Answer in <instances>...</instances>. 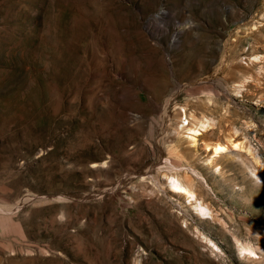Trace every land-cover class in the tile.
<instances>
[{"label": "rangeland", "instance_id": "obj_1", "mask_svg": "<svg viewBox=\"0 0 264 264\" xmlns=\"http://www.w3.org/2000/svg\"><path fill=\"white\" fill-rule=\"evenodd\" d=\"M182 107L213 120L196 147ZM252 170L264 0H0V264H264ZM176 173L215 220L169 191Z\"/></svg>", "mask_w": 264, "mask_h": 264}, {"label": "bare ground", "instance_id": "obj_2", "mask_svg": "<svg viewBox=\"0 0 264 264\" xmlns=\"http://www.w3.org/2000/svg\"><path fill=\"white\" fill-rule=\"evenodd\" d=\"M180 116L181 119L184 117V119L187 120V125H180L177 130V135L183 137L186 136L189 143L196 147L199 145L201 137L205 136V134L212 128L213 120L205 114L198 116L195 112H187L184 107L181 109ZM205 148L212 151V155L207 159V165L211 166L229 150L241 148V144L234 143L233 140L230 139L228 143H206ZM217 171H219V168ZM252 174L256 177V180L264 181V176L260 172L252 170ZM167 177L169 191L172 194L184 198L200 219L215 220L212 210L199 197L195 183L191 178L180 173L170 174ZM205 239L206 242L216 248L217 251H220L210 239ZM235 243L237 245L238 255H240L241 258L243 257V259H247L248 261L260 258L255 248L249 245H244L237 239ZM258 249L264 253V249Z\"/></svg>", "mask_w": 264, "mask_h": 264}, {"label": "built area", "instance_id": "obj_3", "mask_svg": "<svg viewBox=\"0 0 264 264\" xmlns=\"http://www.w3.org/2000/svg\"><path fill=\"white\" fill-rule=\"evenodd\" d=\"M184 121H186V123H184V125H187V120H184Z\"/></svg>", "mask_w": 264, "mask_h": 264}, {"label": "snow or ice", "instance_id": "obj_4", "mask_svg": "<svg viewBox=\"0 0 264 264\" xmlns=\"http://www.w3.org/2000/svg\"><path fill=\"white\" fill-rule=\"evenodd\" d=\"M254 175H255V173H254Z\"/></svg>", "mask_w": 264, "mask_h": 264}]
</instances>
